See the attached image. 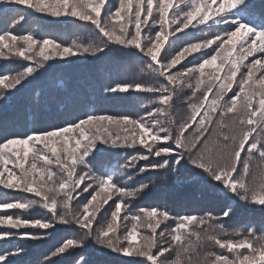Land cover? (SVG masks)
Masks as SVG:
<instances>
[{
	"label": "snow or ice",
	"instance_id": "obj_1",
	"mask_svg": "<svg viewBox=\"0 0 264 264\" xmlns=\"http://www.w3.org/2000/svg\"><path fill=\"white\" fill-rule=\"evenodd\" d=\"M30 17L92 38L21 31ZM116 53L137 71L107 73L102 94L121 106L147 98L138 111L89 107L98 85L85 70L71 88L57 85L56 123L10 126L8 102L54 65ZM0 105V210L43 211L0 214V241L47 239L58 226L78 233L34 264L89 245L126 264H264V214L226 226L238 209L264 210V0H0ZM184 170L191 206H136L157 180L181 183ZM9 191L27 195L9 200ZM24 255L5 244L0 264Z\"/></svg>",
	"mask_w": 264,
	"mask_h": 264
},
{
	"label": "trees",
	"instance_id": "obj_2",
	"mask_svg": "<svg viewBox=\"0 0 264 264\" xmlns=\"http://www.w3.org/2000/svg\"><path fill=\"white\" fill-rule=\"evenodd\" d=\"M260 0H257L259 3ZM34 27L43 28L45 31H53L56 34H62L70 32L68 37L69 42L76 37L83 39H90L91 33L88 30H75L71 25L56 24L53 22V18L45 17L41 20L39 17H30L26 25L23 28ZM203 37V33L200 34ZM85 70H90L98 88L90 91L86 97V103L91 108L100 109H116L123 110L125 107L131 111H138L141 103H146L147 98L140 102L128 100L124 106L114 104L110 100H107L102 94V86L105 83L110 82L107 77V73H114L111 75V80L123 78L124 76L131 77L137 71V65L134 60L122 57L119 53L109 54L106 57L101 58L98 61H84L82 58L74 61L69 65H54L48 73L39 77L37 81L20 94L12 97L8 102L9 113L16 115V123L14 126L17 130H23L25 127L34 126H46L58 121L60 117V105L57 100L63 96V90L57 87L60 82L71 88L81 78ZM118 71V75L115 73ZM43 86V91L41 87ZM41 91L40 100L41 104L37 106V92ZM55 98V99H54ZM47 101L46 103L44 101ZM3 106L0 105V109ZM177 109L181 118L185 117L188 113L187 104L184 103V97H181L177 101ZM123 163V161H121ZM190 173L184 170L181 175V183L179 184H165L163 181L157 180L151 187L152 191L145 196L137 207L146 206L147 204L161 205L167 204L169 207H176L177 209L183 208L189 205V201L186 197V193L189 191L190 185L187 181ZM152 179V175L144 176L141 178L142 182H147ZM27 195L23 193L9 191L8 199L19 196ZM87 195V194H85ZM3 197H0L2 200ZM191 206V205H189ZM211 207L214 209L219 208V201L216 197H213ZM21 213L25 217L31 215L32 218H39L43 214V211L37 212L35 210L29 212H23L22 210H0V214H16ZM218 214V212L214 213ZM264 214V210L260 208L248 209L244 207L238 209L237 215L232 220L227 221L228 227H231L233 223L240 220L242 217H254L257 219ZM0 230H4V226H0ZM35 231V229H29ZM71 235H78L72 229H68L66 226H58L55 230L49 232L48 238L43 240H15V241H0V247L5 244H17L19 243L25 249V255L21 257L23 264H34V262L42 261L54 247L58 246L64 238H68ZM84 255L88 260V264H126L130 259L129 257L118 255L116 253H109L106 250L100 249L97 246L89 245L83 250L74 251L71 256H64L62 259L57 258V264H73L75 257Z\"/></svg>",
	"mask_w": 264,
	"mask_h": 264
}]
</instances>
